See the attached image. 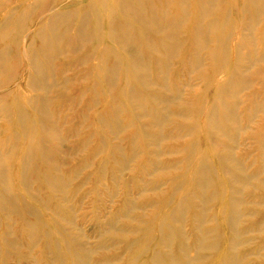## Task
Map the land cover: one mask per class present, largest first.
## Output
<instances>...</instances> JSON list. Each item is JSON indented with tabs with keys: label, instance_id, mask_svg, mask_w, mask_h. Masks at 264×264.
Instances as JSON below:
<instances>
[{
	"label": "bare ground",
	"instance_id": "bare-ground-1",
	"mask_svg": "<svg viewBox=\"0 0 264 264\" xmlns=\"http://www.w3.org/2000/svg\"><path fill=\"white\" fill-rule=\"evenodd\" d=\"M96 1L103 8L104 12H101V15H97L96 11H94ZM187 1L188 0H178L177 3L181 11L185 10ZM164 3L165 6L168 7L171 5V0H164ZM221 3V0H193V5L197 9V17L195 24L192 28H190L191 30L188 35L186 34L188 40H192L194 38L196 41L198 37H205L207 33L216 32L220 29L224 30L227 27L228 20H224L223 22H219L217 20H211L208 22L204 21L213 13L221 10ZM239 4H241V8H239L238 11L235 10V12L239 14L238 18L241 17V12L243 16L248 17V27L240 29L239 35H236L237 41L234 43L230 38V34L222 40L213 39L211 42V47L215 50H219V54H221V52L226 53V47L228 49L231 48L233 52V56L231 55L233 66L230 71L222 70V68L227 66L228 60L223 62L222 66L218 68L214 63V57H212V76L217 75L219 77L221 74L224 75L220 76L221 80H218V78L211 80L215 82L216 85L214 94L211 97L215 99L211 106H208L207 103H209V101H206V105L203 108L197 109L201 112L199 113L200 119L203 121L202 133L206 137L208 143L216 151H213V156L217 161L216 165L218 168V175H220L221 179L227 181L228 195H230L228 202L225 205L220 206L221 211L225 212L226 215L220 224L223 228L227 227L230 234L228 235L225 233L226 235L224 236L223 243L226 244V247L221 248L223 252L220 256H218V259L214 262V264H240L244 257L242 254L239 255V253L235 251V248H237V246H241L243 243L249 242L250 240H255V236L257 234H264V217L256 222H251L252 218H255V216L259 214L256 208L264 207V196H250V200L245 202V204H249L251 207L244 213L241 209H239V207L244 204V200L242 199L241 194H239V189L237 188V186L240 187L243 184L247 185L248 182L254 181L261 187V189L255 187L254 191H256V193L260 190L264 191V178L260 177L262 173L255 172L247 174L242 160L232 156L228 152L231 151L230 147H226L218 139L211 137L212 134H215L218 138H221V136L225 134L229 135L226 123H232L234 124L233 127L235 129L243 131L253 129L248 126L243 129V126H241L238 122V115L236 113V109L241 103H239L237 99V92L252 87L253 83L247 82V78L244 75L246 74L245 70L242 69L241 66L234 63L246 60L251 65L256 62L264 63V51H262L263 54L261 55L260 62L256 60L253 61V57H251L250 53L248 54L245 50L243 51L239 46L241 44H238V41H240L239 39L241 38L240 36H242L246 30H251V27H254L257 23V19H259L258 16L264 13V0H242ZM167 7L166 9L161 10L162 15L161 17H158L155 15L152 4H149L148 7L145 6V0H0V119L5 122L8 127H10V123L12 121H15L16 124L21 126L22 132L18 137H15L10 130L8 131V128L0 130H3V133H8V136L11 139H20L23 142L21 143L23 146L20 147L22 153L18 157V181H21L28 187V185L33 181V178L35 179L36 177H41L43 191L64 193V177L62 178V175L57 173L62 164L57 162V160L66 159L68 157V152L59 151L57 146H51L50 142H55L57 140L64 141L63 137L60 136L61 132L64 131V120H62L61 114L64 115L67 108L63 107L64 110L58 111V113L61 114L57 115L55 110L50 107V104L51 101L56 98L63 99L65 97L63 89H65L67 85L80 84L85 80L92 81L89 87L78 91L74 100L76 107H79L81 106L79 101L82 96L89 95L90 101L84 106L89 111L97 105L100 98L104 99L107 103L106 106L108 107L105 106L106 108H102L101 111L98 112L99 114H94V117L92 118V122H94L93 126L99 125L100 129L103 128L104 130H107L111 128V125L113 124L114 126L112 129H114L117 122H109V120H107V118L110 119V117H107L109 115L108 109H111L110 104H113L117 98H126L127 96H130L135 100L134 103L129 102L131 107L134 106L140 111V115H136L135 119L141 120V118L148 116L152 117L153 121L150 125L153 129L161 127L163 123L167 121L164 120L167 117L172 119H175V117L182 119L188 118V113L182 108L171 112H169L168 109L163 108V104H171L172 102L178 100L176 92L177 96L173 93L172 99L162 96L160 93L152 94L151 101L154 105H152L151 108H148L143 103L141 97L130 88L127 81H124L123 84H121V81L118 87L120 77L122 79L123 76L132 77L139 83L140 86L147 87L145 86V79H147L146 77L149 62L148 59L140 53L142 46L157 55L154 62L155 69L157 71L166 66L167 58L175 55L178 48V43L175 42L176 31L181 24L187 23L188 20L186 22L187 16L184 13H182V15L178 18H169ZM233 13L234 11H229L226 15V10L222 12L226 19H228L227 17H230ZM90 21L99 23L101 28H98L97 26L95 29L90 30V28L87 27L89 26ZM131 23L136 25L135 29L139 35L134 32L133 27L130 25ZM27 30L29 31L28 34H26ZM99 31L102 32L103 37L106 35L109 43L99 45L98 49L93 50L83 59H74L73 61L62 65L63 73L66 72V69L69 71H78L83 65H89L90 67H93L94 70L88 72L85 76L77 75L76 72L72 78H68L64 75H62L63 77L60 80L53 78L55 59L60 57L67 59L68 56L77 55L84 46L91 43V41L97 36L96 33ZM146 31L159 37L158 41L153 42L145 39L144 33H146ZM14 38L16 40H14ZM138 39H142L145 44L140 40L138 41ZM222 41L224 46L222 45ZM227 42H229L230 45ZM19 45H22L21 48H19ZM252 45H254V43H252ZM198 46L201 47V43L198 44ZM121 51L124 52V56H122ZM18 57L24 67L23 73L21 74L23 75L21 83H18L19 85L16 89H5L16 77V71L14 69L15 65H12L10 61L13 59L17 60ZM111 58L112 60H110ZM123 58H126L127 63L123 62ZM200 61L201 60L198 57L191 61L192 70H198L199 72ZM98 70L101 72L100 74H96ZM207 82H210V80L208 79ZM207 82L205 81V84ZM55 89L57 90L55 91ZM154 89L159 91L160 85L154 84ZM18 91L26 93L25 97H22L24 108H16L12 105L10 106L6 102L8 97H13L15 100H18ZM178 93H180V91H178ZM168 96L170 97L171 95ZM198 97L200 98L201 96L199 95ZM187 103V105L190 104L189 102ZM122 108L123 105L121 103L115 102L112 113L116 114ZM14 110L18 113L16 116H13L14 118H11L10 112ZM66 112H68V110ZM122 112L123 111H121V113ZM79 113L81 112L76 111L74 113L75 117L79 116ZM85 114L86 113H82V116ZM170 118L168 120H170ZM24 119L29 121L30 125L28 128L21 125ZM184 123L185 122L182 121L181 123L179 122L174 125L175 127L177 126V130H183L182 132L184 133L185 131L189 133L192 132V129L194 130V127ZM147 127L150 126L141 124L140 134L142 136L147 139L149 136L153 139H162V135L158 132L159 130L154 129L155 133L153 135L147 133ZM175 127V130H173L177 131ZM90 128L91 125L87 129L89 130ZM126 128L127 127L124 129ZM68 130L74 134H78L79 132L77 128H74L73 126L68 127ZM174 131L172 132L174 133ZM95 132L98 133V130ZM95 132L93 133L91 130L89 132L90 134H88L95 135ZM253 132L258 131L256 130ZM253 132L251 133L253 134ZM100 134L103 136L105 132ZM121 134L123 135V133ZM173 138L171 137V139H168L173 140ZM2 139L3 138L0 140V213L18 217L19 215L21 216L20 213L24 211L26 214L31 215L34 213L33 209L28 205H23V207L19 206L18 208L17 198L11 194L12 188L7 181L9 173L7 168L9 149L7 147L9 143H7V139ZM163 139H165V137ZM175 139L177 138H174V140ZM158 140L155 141L159 143ZM260 140L257 141V145H259L260 149H264V146H261L264 142V130H261L260 132ZM175 141L177 142V140ZM117 145L119 146V144ZM184 148L185 146L181 149L172 148L166 154L172 155V152H182L185 155V160L189 158L192 159V151H190V149L193 148V146L189 145L186 150H184ZM12 149L14 148L12 147ZM158 154L162 153L158 152ZM262 158L264 157L262 156ZM34 160H38L39 162L41 161L44 165L49 166L52 168L50 169L51 171L46 168L37 169L36 166L32 164V161L34 162ZM126 160L129 161V159ZM202 161V159L197 160V165L192 172L193 174L191 173L192 176L188 179V181L190 187L195 188V190L201 194L203 198L201 202L203 201V204H209L215 200L218 193L216 196L215 192L210 191L212 188L211 179L209 177L210 168ZM172 167L173 169L178 168L176 162L168 164V168L172 169ZM261 170L264 172V168ZM176 182L177 180H173L170 186L173 191L177 190ZM30 190L31 188L29 189L28 194L31 198H41L38 196V193L35 195L36 192H32L33 188L31 191ZM220 194L224 196L223 192H220ZM52 203L50 197L42 199L44 207L52 206L53 211L51 212L54 220L52 225L53 229L57 230V233L62 237L68 235V243L65 241L67 251L69 243L74 246V252L69 254L70 260L75 264H88L87 255L92 254L94 252L93 249H87L82 240H75L72 235L74 233L71 234V232H67L66 229L60 225V221H62L59 220L61 209ZM154 204L156 203H151L148 206L154 207ZM173 205H169L170 208L166 210L165 214L171 222H180V214L185 208L188 210L191 205H187L186 207L182 201L177 205ZM183 205L185 208L182 207ZM199 208L202 213H200L202 218H190L192 227L196 230V235L186 237L191 242L187 243L192 246L182 245L181 243H177L176 246H173L176 237L181 236L182 239L185 237H182L181 235L183 232L179 233L176 229L163 222V220L160 223L157 222L156 234L143 232L138 227L137 230L132 229L131 232L138 234L139 237L132 241L129 240V242L127 236L128 233L125 231V228H118L115 225L116 222L120 220L116 221L114 218L109 219V221L108 219L105 220V223H103L106 226L104 227L103 232L105 233H103V235L109 232H118L117 234L119 235V240L116 238L117 245L119 244L118 246H121L122 251L115 258L106 257L105 259H102L100 264L117 263L119 260L124 264H204L205 261L209 260L207 259L210 258L209 256L219 251V247L221 245L219 238L222 234L218 235L215 233V229H208L205 227L209 220L204 219V210H201L200 205ZM119 210L122 220L123 218H125V221L130 220L129 213L132 211V208L130 210L124 206ZM241 217H246V221H249V225L244 229V231L241 230L243 231V234L252 233V236L249 238L245 237V240L241 238L242 232H240V229H236L240 226L239 223ZM140 220L141 223L144 221L142 217ZM210 221L212 222V219ZM64 222L66 223L65 220ZM137 222L141 224L139 221ZM71 223H73V221H71ZM20 224L25 231L26 237L30 240L29 245L35 243L39 245V243L42 242V237L39 235L41 228L39 223H31L28 220L21 219ZM7 229L10 230L11 228ZM6 234L8 235V232ZM48 235L49 233L46 231L45 236ZM146 241L150 242L146 244L148 247H141L142 242ZM2 242L3 244H7L12 247H15L18 244L15 240L5 236H0V244ZM171 246L175 251L171 249ZM46 249L45 251L47 252L46 255L48 257L50 252L48 247ZM263 249L264 241L260 244V250L262 251ZM100 250L105 251L103 248ZM260 250L258 252H260ZM41 252H44V248ZM191 252L192 254L194 253V255L191 256ZM143 255H146V259L142 261L141 257ZM261 256H263V259ZM261 256H259V259H256V262L260 261V264H264V255L261 254ZM254 259L255 258H253V261ZM54 260L55 254L51 257V261L54 262Z\"/></svg>",
	"mask_w": 264,
	"mask_h": 264
},
{
	"label": "rangeland",
	"instance_id": "rangeland-1",
	"mask_svg": "<svg viewBox=\"0 0 264 264\" xmlns=\"http://www.w3.org/2000/svg\"><path fill=\"white\" fill-rule=\"evenodd\" d=\"M221 1V10L213 13L204 21L208 22L211 20H217L219 22H223L224 20H228L227 27L224 30L220 29L216 32L207 33L205 37H198L195 41L194 38L192 40L187 39V35L191 30L190 28H192V26L195 24L197 17V9L193 5V0L187 1L186 8L183 11H181L179 8L177 3L178 0H171V5L168 7L165 6L164 0H145V6L148 7L149 4H152L155 15L158 17H161L162 15L161 10H164L167 7L169 18H178L182 15V13H184L187 16L186 22L188 20L187 23L181 24L178 27L175 37V42L178 43L177 51L174 56L166 59V66L162 67L161 70L157 71L155 69L154 62L157 55L153 54L143 46L140 49V53L146 57L149 62V68L146 77L147 79H145V86L147 87L140 86L138 82H136L132 77L128 76H123L122 79L120 77L118 84L119 87L121 81V84H123L124 81H127L130 85V88L141 97L143 103L148 108H151L152 105H154V103L151 101L152 94L160 93L162 96L172 99L173 93H177L178 100L172 102L171 104L169 103L170 105L163 104V108L168 109L169 112L182 108L188 113V118L182 119L175 117V119H172L169 117L170 120H168L169 118L167 117L164 119L167 121H165L161 127H158L159 129L154 128L159 130L158 132H160L162 135V139H153L151 136H149L147 139L140 134L141 124H146L150 126L147 127V133L154 135L155 130L150 125L153 119L152 117L148 116L141 118V120H136L135 116L140 115V111L134 106L131 107L130 103H134L135 100L130 96H127L126 98H117V101H114V103L119 102L123 105V108L118 111L119 114L112 113L114 103L110 104V108L112 110L108 109L109 115L107 117H110V119L107 118V120H109V122H117L114 129H112L114 124L111 125V128L107 130H104L103 128L100 129L99 125L93 126L94 122H92V118L94 117V114H99L98 112H100L102 108L108 107L106 106L107 103L104 101V99L98 98V103L94 106L95 110L93 107V109L88 111L84 106L90 101V97L89 95H83L79 101L81 106L76 107L74 99L78 91L89 87L92 81L85 80L80 84L67 85V87L63 89L65 97L63 99L56 98L52 100L50 104V107L55 110L57 115L61 114L58 113V111H63V107L67 108L68 110V112H66L67 110L65 111L64 115L61 114L62 120H64V131L61 132L60 136L63 137L64 141L57 140L55 142H50L51 146H57L59 151L68 152V157L66 159L57 160V162L62 164V166L59 167L57 173L62 175V178L64 177V193H57L52 191H43L41 177H36L35 179L33 178V181L28 185V187L21 181H18V157L22 153L20 147L23 146L21 144L23 142L20 139H11L8 136V133H3V130H0V140L1 138H3L2 140L7 139V143H9L7 147L9 149V160L7 162L9 173L7 176V181L12 188L11 194L17 198L18 208L19 206L23 207V205H28L34 211V213L31 215H28L22 211L20 213L21 216L19 215L18 217L8 216L0 213V236H5L15 240L18 243L15 247L3 244V242L0 244V264H75L70 260L69 257V254L75 250L74 246L69 243L68 252L67 246L65 245V241H69L68 235L62 237L57 233V230L53 229L52 225L54 220L52 218L53 215L51 212L53 211L52 206L44 207L42 204V199L46 197L51 198V203L54 202L52 203L53 205L60 207V216L62 218L59 216V220H62L63 222L64 220L66 221V223L64 222L65 224L60 221V225H62L67 232H71V234L74 233L72 235L75 240H82L87 249H93L94 252L90 255H87L88 264H100L102 259H105L106 257L115 258L121 253V246H118L119 244L117 245L116 239L119 236L117 234L118 232H109L110 234L106 233L103 235V233H105L103 232L104 227L106 226L104 224L105 220L108 219L109 221V219L112 218H114L116 221L120 220L116 222L115 225L118 228H125V231L128 233V242L129 240L132 241L139 237L138 234L131 232L132 229L137 230L138 227L143 232L155 233L157 229V222L160 223L163 220V222L176 229L179 233L183 232L181 235L182 237H185L184 239H182L181 236L176 237L173 246H176L177 243L192 246L191 244L187 243L191 242L186 237H192L193 235H196V230L194 227H192L190 218H202L200 215V205L201 210H204V219L209 220L205 227L208 229H215V233L218 235L222 234L219 238L221 244L219 251L209 256L210 258H207L209 260L205 261L204 263L214 264V262L218 259V256H220L223 252L221 248L226 247V244L223 243L224 236L226 234H230V231H228L227 227L223 228V226L220 224L222 223L221 221L224 219V216H226L225 212L221 211L220 206L225 205L228 202L230 195H228L227 181L221 179L220 175H218V168L216 165L217 161L213 156V151H216L208 143L206 137L202 133L203 121L200 119L199 113L201 112L197 109L203 108L206 105V101H209L207 104L208 106H211L215 99L211 97L213 96L216 89L215 82L211 80L216 78L221 80L220 76L224 75L221 74L219 77L217 75L212 76V57H214V63L218 68L222 66L223 62L228 60L227 66L222 68V70L230 71L231 67L233 66V61L231 60V55L233 56V52L231 48L228 49L226 47V53L221 52V54H219V50H215L211 47L212 40H222L228 34H230V38L234 43L237 41L236 35H239L240 29L248 27V17L243 16L241 12V17L238 18L239 14L235 12V10L238 11L239 8H241V4L239 3L242 2V0H239L240 2L238 0ZM225 10L226 15L229 11H234V13L230 17H227L228 19H226L225 15L222 14V12ZM94 11H96L97 15H101L100 13L104 12L103 8L97 1ZM258 18L259 19H257L255 26L251 27L252 29L249 31L246 30L242 36H240L241 38L239 39L240 41H238V44H241L239 46L243 51L245 50L246 53H250L251 57H253V61L256 60L260 62L261 55L263 54L262 51H264V13L260 14ZM130 25L133 27L134 32L138 34L135 29L136 25L134 23H131ZM97 26L98 28H101L99 23L90 21L89 26L87 27H89L91 30L95 29ZM28 33L29 31L27 30L26 34ZM96 34L97 36L91 41V43L84 46L77 55L68 56L67 59H63V57L55 59V69L53 71L52 77L58 80L63 77L62 75L72 78L76 72L77 75L85 76L88 72L94 70L93 67H90L89 65H83L78 71H69L66 69V72L63 73L62 65L73 61L74 59H83L87 54L91 53L95 49H98L99 45L109 43L106 35L103 37L101 31L97 32ZM144 34L145 39H148L149 41L151 40L153 42L158 41L159 37L149 33L148 31H146ZM14 40L16 39L14 38ZM139 40L144 43L142 39H138V41ZM199 42L201 43V47L198 46V44H200ZM227 43L229 44V42ZM252 43H254V45H252ZM21 46L22 45H19V48H21ZM121 53L122 56L125 55L124 52L121 51ZM196 57L201 60L199 62V72L198 70H192L191 67V61H193V59ZM110 60H112V58ZM10 62L12 65H15L14 69L16 71V77L5 89H16L23 78V75L21 74L23 73L24 67L19 57L17 60L13 59ZM123 62L127 63L126 58H123ZM234 64L241 66L246 72L244 75L247 78V82L253 83L252 87L237 92V99L239 103H241L236 109L238 122L241 126H243V129L247 126L249 128L252 127L253 129L243 131L240 129H235L233 127L234 124L232 123H226L229 135L225 134L221 136V138H218V136L212 134L211 137L218 139L226 147H230L231 151L228 152L232 156L242 160L247 174L258 172L262 173L260 177L264 178V172L261 170L264 168V158H262V156L264 157V149H260L259 145H257V141L260 140V132L261 130H264V63L256 62L255 64L251 65L246 60L242 62H236ZM100 73L101 72L99 70L96 72V74ZM208 79L210 82H207ZM205 81L207 82L206 84ZM154 84L160 85L159 91L154 89ZM57 89H55V91ZM178 91H180V93H178ZM18 93V100H15L13 97H8L6 102L10 106L12 105L16 108H24L22 97H25L26 93H23V91H18ZM168 95L171 96L169 97ZM199 95L201 96L200 98L198 97ZM187 102L190 104L187 105ZM74 111H80L81 113H79V116L75 117ZM121 111L123 112L121 113ZM17 113L18 112L15 110L11 111V118H14L13 116H16ZM82 113L89 115L82 116ZM182 121L185 122L184 124L194 127V130L192 129V132L189 133L186 131L184 133L182 132L183 130H177V126L175 127L174 124L179 122L181 123ZM10 124V127H8V125H6V123L0 119V129L8 128V131L10 130V132L14 134L15 137H18L22 132L21 126L16 124L15 121H12ZM21 125L28 128L30 124L28 120L24 119ZM90 125L91 128L88 130L87 128ZM71 126L77 128L79 131L78 134H74L73 132L71 133L68 130V127ZM125 127L127 128L124 129ZM174 127L177 131H174ZM91 130L93 133L98 130V133L95 132V135H89ZM256 130L258 132H253ZM172 131H174V133ZM104 132L105 134L101 136L100 133ZM251 132H253V134ZM121 133H123V135ZM164 137L165 139H163ZM171 137L177 138L175 139L177 142L174 140V138L173 140H169ZM155 140H158L159 143ZM117 144H119V146ZM189 145L193 146V148H191L192 150L190 149V151H192V159L189 158L185 160V155L182 152H172V155L166 154L172 148L181 149L185 146L184 150H186ZM261 146H264V142ZM12 147L14 149H12ZM158 152H161L162 154H158ZM126 159H129V161ZM198 159H202V162H204L206 166L210 168L209 177L212 183V188L210 191L215 192L216 196L218 193V196L215 198V200L209 204H203L204 202H201L203 199L201 194L198 193L195 188L190 187L188 181V179H190L192 176L191 173L195 169ZM174 162H176L178 168H168V164ZM32 164H34L37 169L46 168L49 171L52 169L38 160H34V162L32 161ZM173 180H177V190L174 189L175 191L171 190L170 188ZM255 187L261 189L260 185L254 181L248 182L247 185L243 184L240 187L237 186L239 189V194H241L242 199L244 200V204L240 206L241 208L239 207V209H241L244 213L248 208L251 207V205L249 206V204H245V202L250 200V196H264V191L260 190L258 193H256V191H254ZM30 188L31 190L33 188L32 192H36L35 195L38 193V196L41 198H31V196L28 194ZM220 192H223L224 196H222ZM181 201L184 202L186 207L187 205H191L189 208L190 210H186L187 208H185L183 205L182 207L185 209L180 214V222H171L165 214L166 210L170 208L169 205H177ZM154 202L156 203L154 204V207L148 206ZM196 205L198 206L199 210L197 209ZM124 206L130 210L132 208V211L129 213L130 220L125 221V218L122 220L119 209L123 208ZM256 209L258 210L259 214L255 216V218H252L251 222H256L257 220H260L264 217V207H257ZM141 217L144 220L142 223L140 220ZM245 218L246 217H241L239 223L240 226L238 225L239 227L236 228L240 229V232H242L241 238L243 240L252 236V233H247V231V234H243L244 229L249 225V221H246ZM21 219L28 220L31 223H39L41 227L39 235L42 237V242L39 243V245L37 243L29 245L30 240L26 237L25 231L20 224ZM211 219L212 222L210 221ZM71 221H73L74 224L71 223ZM137 221H139L141 224H139ZM7 228L11 229L8 230ZM46 231L49 233L48 236H45ZM7 232L8 235L6 234ZM263 241L264 234H257L255 236V240H250L249 242L243 243L239 247L237 246L235 251L239 253V255L242 254L244 257L240 264H256L257 262L260 264V261L256 262V259H259L261 254L264 255V249L262 251L260 250V244ZM147 243L150 242H142L141 247H148L146 246ZM45 246L46 248L48 247L50 252V254L48 253V257L46 255L47 252L45 251ZM43 248L44 252L42 253L41 251ZM101 248L105 249V251L100 250ZM171 249L175 251L172 246ZM259 250L260 252H258ZM53 254H55L54 262L51 261ZM192 255H194V253L192 254L191 252V256ZM141 258L143 261L146 259V255H143ZM253 258H255L254 261ZM261 258L263 259V256H261ZM110 264L124 263L119 260L117 263Z\"/></svg>",
	"mask_w": 264,
	"mask_h": 264
}]
</instances>
